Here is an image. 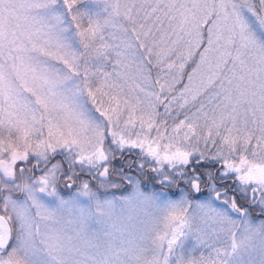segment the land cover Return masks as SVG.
Here are the masks:
<instances>
[{"label":"snow or ice","instance_id":"obj_1","mask_svg":"<svg viewBox=\"0 0 264 264\" xmlns=\"http://www.w3.org/2000/svg\"><path fill=\"white\" fill-rule=\"evenodd\" d=\"M0 264H264V0H0Z\"/></svg>","mask_w":264,"mask_h":264},{"label":"clouds","instance_id":"obj_2","mask_svg":"<svg viewBox=\"0 0 264 264\" xmlns=\"http://www.w3.org/2000/svg\"><path fill=\"white\" fill-rule=\"evenodd\" d=\"M24 183H26V181H24ZM97 240V237L95 236V234L92 233H81V242L84 244H94ZM110 248L112 249H119L121 246L117 243H111L109 245Z\"/></svg>","mask_w":264,"mask_h":264}]
</instances>
